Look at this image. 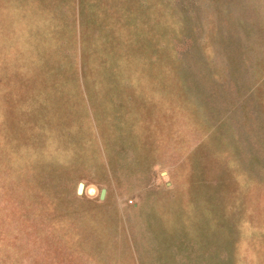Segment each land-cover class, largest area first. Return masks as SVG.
I'll return each instance as SVG.
<instances>
[{
  "label": "rangeland",
  "instance_id": "rangeland-1",
  "mask_svg": "<svg viewBox=\"0 0 264 264\" xmlns=\"http://www.w3.org/2000/svg\"><path fill=\"white\" fill-rule=\"evenodd\" d=\"M10 2L0 264H264V0H137V115L89 116L77 89L46 98L60 122L3 67Z\"/></svg>",
  "mask_w": 264,
  "mask_h": 264
},
{
  "label": "crops",
  "instance_id": "crops-1",
  "mask_svg": "<svg viewBox=\"0 0 264 264\" xmlns=\"http://www.w3.org/2000/svg\"><path fill=\"white\" fill-rule=\"evenodd\" d=\"M10 1L4 7L9 35L3 47V67L11 58L9 65L18 74L21 99L25 92L32 97L37 116L43 110L52 116L50 122L53 118L60 122L75 115L69 110L72 115L64 116L65 109L60 107L54 113L46 98L52 94L54 100L70 101L68 96H76L77 89L89 101V116L96 110L121 109L137 115L140 80L151 78L150 72H141L137 0ZM150 10L148 4V47ZM48 84L58 87L52 92ZM69 123V128L76 125L75 121Z\"/></svg>",
  "mask_w": 264,
  "mask_h": 264
},
{
  "label": "water",
  "instance_id": "water-1",
  "mask_svg": "<svg viewBox=\"0 0 264 264\" xmlns=\"http://www.w3.org/2000/svg\"><path fill=\"white\" fill-rule=\"evenodd\" d=\"M81 189H82V183L78 182L77 186H76V189H75V192L77 194H79L81 192ZM103 193H104V189L101 188L100 191H99L98 197L101 198L103 196Z\"/></svg>",
  "mask_w": 264,
  "mask_h": 264
},
{
  "label": "trees",
  "instance_id": "trees-1",
  "mask_svg": "<svg viewBox=\"0 0 264 264\" xmlns=\"http://www.w3.org/2000/svg\"><path fill=\"white\" fill-rule=\"evenodd\" d=\"M228 169V168H227ZM227 171H225V173H226ZM220 194H225V193H220ZM219 194V195H220ZM237 202H238V200H237ZM249 202H251L252 203V200H250ZM250 203V204H251ZM253 210H255V208H254V206H253ZM254 217H256V219H260L261 218V213L259 212L258 214H254Z\"/></svg>",
  "mask_w": 264,
  "mask_h": 264
}]
</instances>
